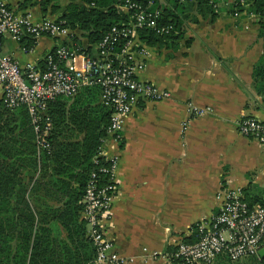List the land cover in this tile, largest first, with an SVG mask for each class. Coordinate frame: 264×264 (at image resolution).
Wrapping results in <instances>:
<instances>
[{"label":"crops","instance_id":"0c3cea01","mask_svg":"<svg viewBox=\"0 0 264 264\" xmlns=\"http://www.w3.org/2000/svg\"><path fill=\"white\" fill-rule=\"evenodd\" d=\"M19 1L8 0V6L28 12L34 22L56 19L68 3L56 0L58 9L52 14L42 12L35 0L22 9ZM229 6L230 0L218 2L212 20L193 12L196 21L184 22L173 45L145 46V54L137 55L143 62L137 79L169 95L159 101L139 100L122 120L120 140L107 148L117 154V163L106 233L125 264H167L152 254L171 251L178 240H192L194 225L217 210L224 190L244 196L247 189L264 198L263 147L236 128L243 115L264 118V98L254 90L251 77L263 53L259 17H235ZM73 33L94 54V45ZM65 38L42 35L24 50L3 36L0 52L21 69L27 64L39 67L38 60ZM188 103L210 111L194 115ZM46 203L58 206L52 198Z\"/></svg>","mask_w":264,"mask_h":264},{"label":"trees","instance_id":"16d2710c","mask_svg":"<svg viewBox=\"0 0 264 264\" xmlns=\"http://www.w3.org/2000/svg\"><path fill=\"white\" fill-rule=\"evenodd\" d=\"M30 1H19L18 7L22 9ZM133 1L145 5L148 0ZM220 1L226 0H155L148 12L157 8L158 15L152 26L135 28L138 40L147 47L171 46L182 36L184 22L196 21L193 12L212 20ZM243 2L247 4L245 10L259 17L258 36L263 42V53L253 66L251 77L254 90L264 98V0ZM32 3L42 12L49 10L53 14L58 9L56 0ZM124 3L125 0H68L61 14L53 19L61 21L70 31L66 40L57 45L91 55L89 47L82 46L73 31H78L87 45H96L110 27L121 30L132 21L130 12L120 9ZM243 7L240 0H233L227 11L232 14L243 11ZM124 40L117 36L111 42L113 53L120 52ZM33 43L29 35L21 36L18 41L24 50ZM55 47L49 53L53 57ZM59 64L62 66L61 61ZM38 65L44 68L45 56L38 60ZM109 115V109L99 100L96 85L80 87L70 97H56L47 103L41 116L42 123H50L47 136L50 150L46 151L36 144L25 107L7 108L0 100V264H93L94 248L80 218L84 206L82 195L92 172L99 185L107 179V174L99 170L106 161L99 158L93 163L92 157L105 134ZM38 168L41 173L37 179ZM242 192V199L248 205H264V198L252 195L247 189ZM24 195L30 197L31 203ZM49 198L58 206L46 203ZM240 260L231 261L221 254L210 264H264V258L259 255Z\"/></svg>","mask_w":264,"mask_h":264},{"label":"built area","instance_id":"2783aa9c","mask_svg":"<svg viewBox=\"0 0 264 264\" xmlns=\"http://www.w3.org/2000/svg\"><path fill=\"white\" fill-rule=\"evenodd\" d=\"M154 2L148 0L142 5L125 0L120 9L129 11L132 21L121 30L110 27L94 45L95 51L91 55L77 53L66 45H57L54 57L50 54L45 56L43 69L35 64H27L21 69L14 58L0 52V100L7 108L25 107L36 134V144L41 150H50L47 140L50 123H42L41 116L47 103L56 97H70L80 87L96 85L99 87L100 102L110 111L105 134L92 157L93 163H97L99 158L106 161V165L99 170L107 174V179L99 185L92 172L82 195L84 206L81 216L86 225V236L94 248L93 264L126 263V259L115 251L106 233L116 189L117 163V154H109L107 148L114 147L120 140L122 120L139 100L159 101L169 95L166 90L136 77L143 68L142 58L137 55L145 54V46L139 42L135 28L153 25L159 10L153 8L150 13L148 8ZM240 4L245 6L244 10L234 11L233 16L254 15L245 10L247 4L243 0ZM69 33L61 21L42 18L34 22L28 12H15L8 6V0H0V40L9 36L18 43L24 35L36 40L42 35L62 38ZM117 36L125 40L120 52L113 53L111 42ZM133 46L138 48L132 49ZM188 107L194 115L210 111L208 107H197L191 103ZM236 128L239 134L254 139L264 150V118L243 115L236 122ZM221 193L217 210L194 225L192 240H178L171 251L152 255H158L167 264H210L221 254L231 261L258 257V250L264 248V205H248L239 192L224 190Z\"/></svg>","mask_w":264,"mask_h":264},{"label":"water","instance_id":"95a60500","mask_svg":"<svg viewBox=\"0 0 264 264\" xmlns=\"http://www.w3.org/2000/svg\"><path fill=\"white\" fill-rule=\"evenodd\" d=\"M258 255H259L261 258H264V248H261L260 250H258Z\"/></svg>","mask_w":264,"mask_h":264},{"label":"rangeland","instance_id":"374dc122","mask_svg":"<svg viewBox=\"0 0 264 264\" xmlns=\"http://www.w3.org/2000/svg\"><path fill=\"white\" fill-rule=\"evenodd\" d=\"M243 260H245V259H243ZM243 260H240V261H243Z\"/></svg>","mask_w":264,"mask_h":264}]
</instances>
